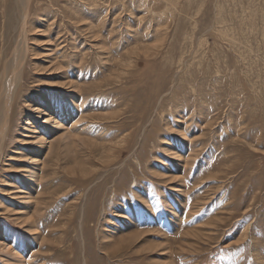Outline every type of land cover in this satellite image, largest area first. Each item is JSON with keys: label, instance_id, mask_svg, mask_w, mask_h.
<instances>
[{"label": "rangeland", "instance_id": "374dc122", "mask_svg": "<svg viewBox=\"0 0 264 264\" xmlns=\"http://www.w3.org/2000/svg\"><path fill=\"white\" fill-rule=\"evenodd\" d=\"M31 2L0 264H264V0Z\"/></svg>", "mask_w": 264, "mask_h": 264}, {"label": "bare ground", "instance_id": "6f19581e", "mask_svg": "<svg viewBox=\"0 0 264 264\" xmlns=\"http://www.w3.org/2000/svg\"><path fill=\"white\" fill-rule=\"evenodd\" d=\"M31 5H32L31 0H14V7H15L14 11L17 16V26L19 27V33L16 38V44L14 48L12 49L9 55V58L6 62V66L3 67L0 73V161L2 159V153H3V149L5 145V140L7 137V133H8L9 126H10V121L12 118L11 113L14 108V104H15L18 92L21 90L22 80L24 79V66H25V60L28 54L26 24H27L29 15H30ZM50 105L51 104H49V107ZM55 120L56 121H54L53 123L57 125L58 124L57 118H55ZM27 123L30 125L29 121H27ZM30 128L33 133H37V125L36 127L34 125H30ZM38 134L40 135L34 136L35 141L37 142L36 150L39 151L38 154L36 155L29 154L30 156L27 155V158H29L30 163H35V164L39 162V160L41 159V156L43 155V147H44V141H45L44 135L41 133H38ZM25 170L29 171V168H25ZM23 176L25 179L23 180L24 185L26 186V189L29 192L31 188H34L37 185V180L39 177L38 170L37 172L32 171L29 175L24 174ZM27 198L29 197H26V199ZM19 214L23 215L24 213H19ZM24 216L25 217L22 221L27 222L28 220L29 221L31 220L30 219L31 215L26 213L24 214ZM29 227L31 228V230L37 229L32 223V221L30 222ZM1 240L2 239H0V248L4 249L5 246L9 248V246L6 245L7 243H1L3 242ZM8 248L6 249L7 253L12 256V260L9 261L8 263L9 264H22L26 260L21 258V254L27 253L28 248L30 250L31 247H29V244H25V245H22L21 247L14 248L17 252L16 254H12L10 250H8Z\"/></svg>", "mask_w": 264, "mask_h": 264}]
</instances>
